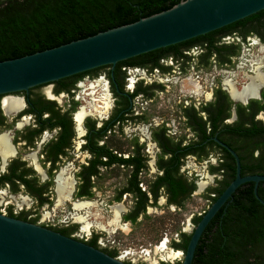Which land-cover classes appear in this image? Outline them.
<instances>
[{"label":"trees","instance_id":"16d2710c","mask_svg":"<svg viewBox=\"0 0 264 264\" xmlns=\"http://www.w3.org/2000/svg\"><path fill=\"white\" fill-rule=\"evenodd\" d=\"M179 1L181 0H0V61L52 48L109 28L131 23L167 9ZM249 33L256 35L261 42H264V9L203 35L116 62L114 66L158 67V60L161 57L171 54L176 59L180 58L182 51L192 46L201 49L200 62L203 65H207V59L213 53L219 64L228 65L230 63L228 56L237 55L238 44L233 42L219 44V39L233 34L242 40ZM104 68L108 69L109 65L52 82L55 85L54 93L69 92L76 80L85 75L95 76ZM107 78L110 79L108 72ZM38 87L30 88L28 94L24 95L27 105L26 112L32 114L38 127L35 133L44 128H57L55 144L59 145V150L51 160L50 169H53L55 168L53 162L57 160L59 154L64 153V148L68 147L73 136L71 123L68 111L60 114L53 101L45 100L33 92V89ZM234 105L238 115H245L247 121L246 127L243 126L244 120H242L243 123L235 122L230 129V132L237 135L241 141L240 147L237 148L234 140L229 143L237 152L240 174L243 171L264 174V164H260L264 162V151L260 150V145L256 140L264 137V124L252 120V116L258 111H262L264 115V90L260 91L259 100L250 99L244 106ZM44 113L48 115L42 117ZM115 120L112 113L98 128L94 126L93 120H85L86 133L81 148L89 154V158L86 164L80 165L75 174L78 182L73 197L90 199L93 187L90 177L96 178L99 169L121 166L128 169V176L125 185L117 191L114 199L118 201L123 193H129L134 198L129 212L122 215L123 221H128L130 224L135 223L138 215H144L146 206L155 205L159 193L164 196L166 205L179 208L194 190V184L178 173L180 162L176 150H163L162 153L169 154L167 159H162L159 155L155 165L161 174L148 183L147 191L150 195L148 197L146 192L140 191L137 186V174L140 169L145 168L140 154L136 152L134 155L129 152L126 157H122L119 152H114L115 150L108 146L105 140L102 145L97 144L98 140L106 136V131L112 130ZM202 139L204 140V137H201ZM215 147L220 150L224 161L210 166L208 171L219 173L222 176L217 182L222 185V188L206 190V199L210 201H213L214 197L209 194L215 191V197L218 196L234 176L232 157L221 147L217 145ZM255 150L257 154L253 156ZM14 161H10L6 171L0 174V187L8 184L9 191L16 193L22 185L23 189L35 200L36 206L50 203L47 195H40L41 190L37 187V177L34 172L30 168L19 170L18 167L23 165L22 162L12 165ZM28 175H30L29 178H27ZM48 185H50L48 182L41 185L44 188L43 192L47 190ZM252 186L250 182L239 185L232 193L230 205L226 207L223 205L218 210L211 218L214 219V223L211 224L210 219L197 241L190 264H264V216H261L263 208L255 199ZM256 195L263 200L264 182H258ZM19 214L22 215L21 220L23 221L32 223L36 221V218H26L27 211ZM6 215L18 218L12 214L10 208L7 209ZM200 216L192 217V223L195 224ZM47 228L70 237L76 225ZM189 236L190 233L178 232L177 241L171 240L169 245L183 253ZM97 237L93 234L83 242L111 257H116L115 250L101 248L96 244Z\"/></svg>","mask_w":264,"mask_h":264},{"label":"flooded vegetation","instance_id":"af4514ba","mask_svg":"<svg viewBox=\"0 0 264 264\" xmlns=\"http://www.w3.org/2000/svg\"><path fill=\"white\" fill-rule=\"evenodd\" d=\"M225 37H228V35L221 37L219 39V44L230 43L224 40ZM257 39L260 40L258 37ZM193 49L195 50L198 49L197 50L198 53L192 57L190 56L189 52H192ZM200 54H201V49L199 47L192 46L188 49H184L182 51V56L180 58L176 59V57H174L171 54L167 55L166 57H161L158 60V65H159L158 67L150 68L148 66L146 67H142V66L115 67L113 66L112 68H110L109 66L108 69L104 68L106 69V71H102V76L99 75L97 79L98 80L101 79V81L103 82L102 85L105 84V87L104 88L102 87V90L105 93H108L109 98L111 96V102H112V106L109 107L110 111L105 117L97 116V118H92L90 116L92 115V112L94 109V107L91 106V103L96 102L93 97H90L92 96L90 94L91 90L85 93V96H87L90 101L88 102L87 105L78 107V98L74 99L75 87L78 86L80 81L84 78L93 79L96 77L98 73L95 76L85 75L81 77L80 79L76 80L73 84V87L69 90V92H66V93L59 92L55 94L54 93L55 85H53L52 82L48 83V84H52L51 93L53 95L47 92L46 93L47 96L53 97L59 94H64L65 95V100H64L65 108H62V106L58 105L57 103H55L54 100L50 98H44L43 96L42 97L45 100L53 101L60 114L62 112L68 111L67 113L70 119L71 130L73 134L72 138L69 141L68 147L64 148V153L59 154L57 156V160L53 162V164L55 165V168L53 169H50V164H52L51 160L54 158L55 153L59 150V145L55 144L57 142L56 141L57 139H55L57 135V128H50V129L44 128L40 130L38 133H35V130L38 127L33 119L32 114L26 112L27 105L25 102L24 95H27L28 91L27 93H24V92L14 93L16 96H12V97H18L22 101L21 102L22 108H20L19 110L15 112L5 111V109L3 108L2 102H1L2 98L0 96V136L6 133L8 134V143L13 148V151H14V154L12 156H8L7 158H4V159L0 155V174L6 171V167L10 161L15 160L14 162L11 163L12 165L21 164L22 162L23 165L18 167L19 170L30 168L34 172L35 176L37 177V187H39L41 190L40 195L42 196L47 195L48 198L50 197L52 182H54V192L56 195V191H55L56 190V176L61 169L57 172L54 178H52V176H53V173L57 170V165L61 162L62 159L67 157L68 151L72 148V141L75 136L79 138L80 140V144L78 146L79 150L88 154L86 151L82 150L81 148L82 145L84 144L83 137L86 133V130L84 127L85 120L86 119L93 120L94 126L98 128L101 126L103 121L109 118V116L112 113H113V116H115L116 118L112 126V130L106 131V136H104L103 139L98 140L97 144L102 145L103 141L108 139L111 133L122 130V127L128 124L130 126V131L132 132V136L130 138V148H131L130 152L133 153L134 155L136 154V152H138L140 156L143 158L142 163L144 165L146 164L147 160H146V155L143 154L142 152L144 149L143 147L146 146L147 148L152 147L155 149V154H154V157L152 158V165L154 166L155 171L150 181L153 180L155 176L161 174V171L158 170L155 165L159 155L162 157V159H167V157L169 156V154L167 153H162L163 150H176V153L179 155L178 160L180 162L178 173L182 176H184V174L180 171V168L185 159L192 158L193 160L199 162L201 160L211 158V155L213 154L216 157L215 165L221 163L222 161H224L221 158L222 154L220 150L215 147V145L217 144L212 140V138L215 137L218 141L226 144L230 149H232L235 152V154L237 153L236 150H234L233 148L234 146L233 145L230 146L229 143H231V140H234L237 143L236 144V148H237V147H240L239 145L241 144V141H239L240 138L237 135H233L230 132V129L233 123L235 122L238 123V121L241 122L242 120H244V123L243 122L241 123H243V126L246 127L247 121L245 119L246 117L245 115L244 116L238 115L234 104H240L244 106L248 103L250 99H248V101L245 104H242L240 102L244 100L233 99L228 92V88L224 85V82H223L224 80L222 81L221 86L214 85L212 88H209L210 90L206 94V96H203V97L197 96V94L199 93V89L201 88V85H199L198 80H195L192 76L194 75L195 77L199 79H200V76H198L194 71H192L191 74L186 75V72H187L186 67L189 66L191 61H195L194 62L195 68H197V66H200L201 68L206 67V65H203V63L200 62V60L202 59V56H200ZM232 57H235V56H228L229 59H231ZM211 60L213 61V63L219 66L227 65L225 63L219 64L217 61V57L214 53L210 55L207 59V61L209 62ZM172 62L177 64L176 72L174 70H171ZM190 67L192 69L194 68L192 66ZM107 72H108V75L110 76V79L107 78ZM171 73H176V76ZM158 76L164 77L163 80L170 82V84L177 82L175 79H178L181 81L184 80L186 86H181L180 88L173 86L170 91L166 89L164 90L163 87L166 84L161 83L162 79ZM165 76H169V77L167 78ZM44 85H47V84H44ZM40 86H43V85H40ZM195 86H197V90H194ZM203 87L205 88L206 86L203 85ZM261 88L262 87H260L259 89L258 99H254V100L260 99V91L264 90V88L262 89ZM237 89H241V86L238 87ZM163 91L171 92V98H170L171 100V105H170L171 110L170 111L171 112L169 111V113L166 110H162V111L159 110L160 104L156 100V95L161 94ZM201 92L206 93V91L202 89H201ZM36 94H39V93H36ZM254 95H256V93ZM251 97H254V96H251ZM251 97H248V98H251ZM138 100H142L144 102V105H142L141 101L140 103H138ZM81 107L87 108V112L90 110V114L82 118L80 125H79L81 130H80V133H78L77 131L78 122L76 121L75 116ZM8 115H10V117ZM47 115H48L47 113H44L42 117H46ZM6 118H8L9 120H7ZM252 120L255 122L260 121L262 124H264L263 112L258 111L256 114L252 116ZM11 129L13 130V132L11 131ZM46 132H49L50 134L47 139H45L43 136ZM140 135H142L144 138L140 137ZM201 137H204V140L203 139L201 140ZM38 140H40L38 143L39 149L38 150L36 149L35 153H32L30 155L31 164L33 166V168H31L30 166L27 165V163L24 160H22L19 156H16V154H17V150L19 146H20L19 147L20 149L34 148V145L36 144V141ZM256 140H257V144L260 145V148H261L260 150L264 151V137L262 136L261 138H257ZM114 152H117V151L115 150ZM145 152L148 153V150L146 149ZM36 153L38 154L39 159L36 158L35 156ZM256 154H257V150L253 151V156ZM126 155L123 156L121 154L122 157H126ZM88 158H89V154H88ZM86 161L78 165V169L74 173V177H75V174L78 172L80 165L86 164ZM260 164H264V162ZM145 169H146V166L145 168L140 169V171L137 174V179H138L137 186L140 191L146 192L147 196L149 197L150 195H149V192L147 191V185L143 187L142 186L143 183L142 181H140V174ZM211 174L215 175V177L217 176V178L213 180L212 186L210 188H217V189L222 188V185L217 183L219 180H221L222 176L219 173H211ZM239 174H240V169H239ZM249 174H252V173H246L243 171L241 172L240 176L249 175ZM255 174H261V173L256 172ZM38 176L42 177L41 182ZM29 177L30 175L27 176V178ZM184 177L186 178L187 181H191L194 184V190H195L196 183H194L192 178L189 179L186 176ZM225 177L226 179H228V175H226ZM75 180L76 182L74 183V187L71 192L72 197H73V192L75 191V188L78 182L76 177H75ZM90 180L93 182L94 178L90 177ZM45 182H48L50 185H48L47 190L43 192L44 188L41 185L44 184ZM19 189H22L23 192H25L29 197L32 198V196L29 195V193L25 191V189H23L22 185L19 186ZM4 190L11 193L9 191L8 184H5L2 187H0V192L2 191L1 193H4ZM194 190L192 192H194ZM197 190H198V182H197ZM12 194H15V193H12ZM204 194H206V191L204 192ZM122 195H125V196L128 195L129 197L132 198V203L129 208L130 210L132 207L133 201H134L133 196H131L129 193H123ZM209 195H211V197L213 196L214 199L217 197V196L215 197L216 195L215 191ZM159 196H162L164 198V196L161 193H159L157 199L159 198ZM260 200L264 202V198L263 200L262 198ZM208 201H209V204L212 202L210 200ZM230 201L231 199L224 204V207L229 206ZM34 206L40 207L42 205L36 206L35 200H34ZM169 206H174V205H169ZM261 206L263 208L261 209L262 211L261 216H264V205L261 204ZM147 207H151V206H146L145 211ZM4 208L6 212H7V209L10 208L12 214L18 216L17 219H20V220L22 219V215L19 213L25 212V211L29 212L28 210L12 209V207L7 204H5ZM129 210L127 212H129ZM145 211H144V214H145ZM6 212L0 211V213H3L5 215H6ZM29 216L30 215L27 214L26 218L30 219ZM139 216H142V214L138 215V217ZM211 221H212L211 224L214 223V219L213 220L211 219ZM124 222H128V221H124ZM35 224H36V221H35ZM195 224H193V226ZM65 226L67 225H64L63 227ZM79 230L81 231V227ZM90 236L91 235L88 233V235H84V238L82 237L81 238L75 237V238L85 241ZM99 238L100 236H98L96 240V244L99 247L111 249V247L100 246L97 242Z\"/></svg>","mask_w":264,"mask_h":264},{"label":"rangeland","instance_id":"374dc122","mask_svg":"<svg viewBox=\"0 0 264 264\" xmlns=\"http://www.w3.org/2000/svg\"><path fill=\"white\" fill-rule=\"evenodd\" d=\"M224 40L226 42L238 44V53L235 57L230 59L228 65L219 66L211 60L210 62L208 61L204 68L200 66L195 68V61H191L189 66L186 67V75L194 71L200 76V79L194 75L192 76L195 80H198V84L201 85L197 96H206L210 90L209 88H212L214 85L221 86L223 80L224 85L226 82H230L233 83L236 88L243 86L247 83L246 76L253 75V69H255L256 66L260 67L261 72L264 71V42L258 40L256 35L249 33L241 40L237 35L232 34L225 37ZM197 50L193 49L192 52H189L190 56H195L198 53ZM190 66L194 68L192 69ZM176 68L177 64L172 62L171 70L176 72ZM102 71H106V69L100 70L93 79H82L78 86L75 87L74 99L78 98V107L85 106L90 102L88 97L85 96V93L90 90V94L93 92L90 97L96 99L103 98L105 92L102 90V87L104 88L105 84L102 85L103 82L101 79H97L99 75L102 76ZM171 74L176 76V73ZM165 77L168 78L169 76ZM160 78L162 79L161 83L166 84L163 87L164 90L170 91L173 86L177 88L186 86L184 80L175 79L177 82L170 84V82L163 80L164 77ZM92 85H94V88H91ZM203 85L206 87L204 88ZM51 88L52 84H47L34 89L33 92L39 93L44 98H50L54 100L55 103L62 106V108H65L64 94L53 97L47 96V92L53 95L51 93ZM201 89L206 91V93H202ZM194 90H197V86H195ZM12 96L16 95L10 94L9 97ZM170 98L171 92L163 91L161 94L156 95V100L160 104L159 110H166L169 113L171 110ZM140 101L142 105H144L142 100H138V103H140ZM109 102L110 106H112L111 96ZM96 104L99 103H91V106L95 107ZM109 111L110 109L105 110L98 108L96 112L93 110L90 116L92 118H97V116L105 117ZM8 116L10 117V115ZM8 118L6 119L9 120ZM11 131L13 132L12 129ZM49 135V132H46L43 136L47 139ZM131 136L132 132L130 131V126L126 124L122 127V130L111 133L105 141L108 146L125 156L131 149ZM140 137L144 138L142 135H140ZM39 141L40 140L36 141L34 148L20 149L19 146L17 150L16 156H19L31 168H33V166L31 164L30 155L35 153L36 149H39ZM79 144L80 140L75 136L72 141V148L68 151L67 157L62 159L57 165V170L52 176V178H54L61 169L59 172H63L64 178H71L73 182L72 190L76 182L74 173L77 171L78 165L84 163L88 158V154L79 150ZM143 148L142 152L146 155L147 161L145 164L146 169L140 174V181L143 183L142 186L145 187L154 175L153 173L155 170L152 165V158L154 157L155 149L152 147L147 148L146 146ZM146 149L148 153L145 152ZM35 156L39 159L37 153ZM215 164L216 157L213 154L211 158L199 162L192 158L185 159L180 171L184 176L189 179L192 178L194 183H196L194 192L182 202L179 208L166 205L164 198L159 196L155 205L147 207L145 214L139 216L133 224L124 222L121 218L122 214L129 210L132 198L128 195H122L118 201L114 199L117 191L125 185L128 175V169L120 166H111L107 169L99 170V176L93 180V187L91 189L92 197L90 199L74 198L70 194L68 200L57 205L54 182H52L51 195L49 197L50 203L35 207L34 200L23 192L22 189H19L15 194L4 190V193H1L2 191L0 192V211L6 212L4 206L7 204L11 206L12 209L28 210L29 212H27V214L30 215L29 217L36 218V224L45 227L59 228L64 225L69 226L74 224L76 225V229L72 232V237L84 238V235H88V233L90 235L95 234L100 236V239L104 241L105 244L116 251V257L123 262H129L130 264H175L181 261L182 253L180 250L172 248L169 245L170 241H177L178 232L190 233L193 227L191 218L201 214L209 205V201L206 199L204 192L212 186L213 180L217 178V176L215 177V175L208 171L209 167ZM38 177L41 182L42 177ZM201 181L206 182V185L199 191L197 190V182ZM114 208L119 209L118 226L113 225L111 222L113 219L112 209ZM78 218H82L84 223L90 225L87 232H81L79 230L80 227H82V223L79 222ZM162 243L164 247L161 249L160 246ZM167 256L174 257L169 258Z\"/></svg>","mask_w":264,"mask_h":264},{"label":"water","instance_id":"95a60500","mask_svg":"<svg viewBox=\"0 0 264 264\" xmlns=\"http://www.w3.org/2000/svg\"><path fill=\"white\" fill-rule=\"evenodd\" d=\"M263 9L264 0H181L131 23L17 58L1 60L0 96L27 93L30 88L100 66L109 65L112 68L116 62L203 35ZM259 89L254 97L240 102L245 104L248 99H258ZM212 140L232 156L234 176L192 227L178 264H190L203 229L220 207L231 199L239 185L252 183L255 198L264 205L256 195V186L259 181L264 182V174L240 176L235 152L215 137ZM0 264L127 263L76 238L0 213Z\"/></svg>","mask_w":264,"mask_h":264},{"label":"bare ground","instance_id":"6f19581e","mask_svg":"<svg viewBox=\"0 0 264 264\" xmlns=\"http://www.w3.org/2000/svg\"><path fill=\"white\" fill-rule=\"evenodd\" d=\"M247 83L241 86V89H237L233 83L226 82L225 86L228 88V92L230 96L235 99V100H244L248 97L255 96L254 94L257 92V90L260 87H264V71H260V67L256 66L255 69H253V75H248L246 76ZM91 88H94V85L91 86ZM94 91V90H93ZM93 92H91L92 94ZM95 93V92H94ZM49 95V94H48ZM4 96L1 100L3 108L7 112H15L22 108V101L18 97H9ZM94 100L99 103L94 107V111L96 112L97 109H109L110 107V102H109V95L108 93H105L103 98L96 99ZM90 114V110L87 112V108L81 107L79 111L76 114V121L78 122L77 124V131L80 133V122L84 116H87ZM14 154L13 148L9 145L8 143V134H4L0 136V155L2 158H7L8 156H12ZM72 184L73 182L71 181L70 177L64 178L63 172H59L56 176V204L60 205L63 201L68 200L69 196L72 191ZM206 185V182H198V190H202L204 186ZM84 206V205H83ZM83 208V207H82ZM113 212V219L111 220L113 225L118 226V212L119 209H112ZM77 217V216H76ZM79 222L82 223L81 231L87 232L89 230L90 225L88 223H84L82 218H78ZM77 220V221H78ZM86 221V220H85ZM87 222V221H86ZM164 247L163 243L160 246L162 249ZM173 253V252H171ZM170 253V254H171ZM176 254V253H175ZM179 254V253H178ZM169 258H172L174 256H167Z\"/></svg>","mask_w":264,"mask_h":264},{"label":"built area","instance_id":"2783aa9c","mask_svg":"<svg viewBox=\"0 0 264 264\" xmlns=\"http://www.w3.org/2000/svg\"><path fill=\"white\" fill-rule=\"evenodd\" d=\"M81 238V237H80ZM98 244L100 245V246H102V247H110L109 245H107V244H105V242L104 241H102L100 238L98 239ZM162 264V263H161ZM164 264V263H163Z\"/></svg>","mask_w":264,"mask_h":264}]
</instances>
